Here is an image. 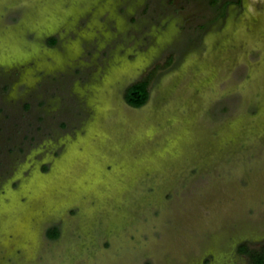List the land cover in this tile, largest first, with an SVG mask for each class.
<instances>
[{
    "label": "rangeland",
    "instance_id": "374dc122",
    "mask_svg": "<svg viewBox=\"0 0 264 264\" xmlns=\"http://www.w3.org/2000/svg\"><path fill=\"white\" fill-rule=\"evenodd\" d=\"M243 242L264 0H0V264H252Z\"/></svg>",
    "mask_w": 264,
    "mask_h": 264
},
{
    "label": "trees",
    "instance_id": "16d2710c",
    "mask_svg": "<svg viewBox=\"0 0 264 264\" xmlns=\"http://www.w3.org/2000/svg\"><path fill=\"white\" fill-rule=\"evenodd\" d=\"M52 42L56 39L52 38ZM171 58H169V61ZM150 81L151 74L149 73L144 78L139 79L128 86L126 89L125 97L127 101L136 107L144 105L150 98ZM49 235L51 237H57L60 235V229L58 226H53L49 229ZM239 251L249 256L252 264H264V243L260 246H252L247 242L241 243Z\"/></svg>",
    "mask_w": 264,
    "mask_h": 264
}]
</instances>
